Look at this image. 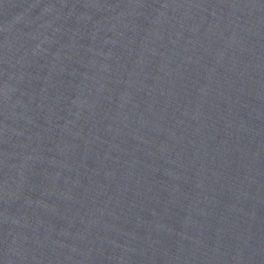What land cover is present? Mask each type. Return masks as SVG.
Instances as JSON below:
<instances>
[{"label":"water","instance_id":"water-1","mask_svg":"<svg viewBox=\"0 0 264 264\" xmlns=\"http://www.w3.org/2000/svg\"><path fill=\"white\" fill-rule=\"evenodd\" d=\"M0 264H264V0H0Z\"/></svg>","mask_w":264,"mask_h":264}]
</instances>
